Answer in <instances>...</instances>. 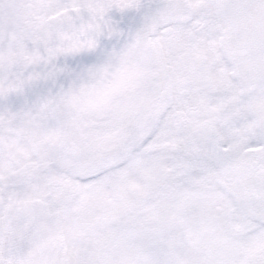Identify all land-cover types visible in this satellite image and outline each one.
<instances>
[{
  "label": "snow or ice",
  "instance_id": "1",
  "mask_svg": "<svg viewBox=\"0 0 264 264\" xmlns=\"http://www.w3.org/2000/svg\"><path fill=\"white\" fill-rule=\"evenodd\" d=\"M0 264H264V0H0Z\"/></svg>",
  "mask_w": 264,
  "mask_h": 264
}]
</instances>
